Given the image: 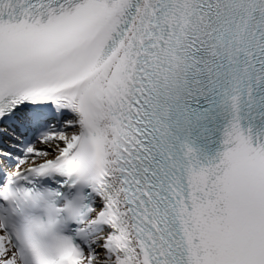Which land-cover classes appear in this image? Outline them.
Wrapping results in <instances>:
<instances>
[{"label":"snow or ice","instance_id":"1","mask_svg":"<svg viewBox=\"0 0 264 264\" xmlns=\"http://www.w3.org/2000/svg\"><path fill=\"white\" fill-rule=\"evenodd\" d=\"M0 264H264V0H0Z\"/></svg>","mask_w":264,"mask_h":264}]
</instances>
